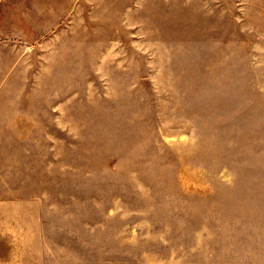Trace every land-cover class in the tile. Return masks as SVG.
<instances>
[{
    "label": "rangeland",
    "instance_id": "1",
    "mask_svg": "<svg viewBox=\"0 0 264 264\" xmlns=\"http://www.w3.org/2000/svg\"><path fill=\"white\" fill-rule=\"evenodd\" d=\"M27 4L0 0V264H264V0Z\"/></svg>",
    "mask_w": 264,
    "mask_h": 264
},
{
    "label": "crops",
    "instance_id": "2",
    "mask_svg": "<svg viewBox=\"0 0 264 264\" xmlns=\"http://www.w3.org/2000/svg\"><path fill=\"white\" fill-rule=\"evenodd\" d=\"M71 1L72 0H28L26 13L28 17L30 16L31 18H43L45 21V26L47 27L52 25L53 21L65 13ZM32 23L33 21H31V24ZM35 23L36 24L34 25L37 26V21H35Z\"/></svg>",
    "mask_w": 264,
    "mask_h": 264
}]
</instances>
